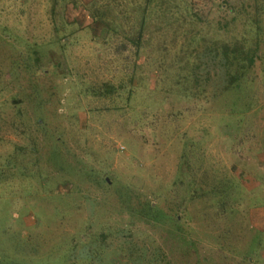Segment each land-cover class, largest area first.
Instances as JSON below:
<instances>
[{"label":"rangeland","instance_id":"1","mask_svg":"<svg viewBox=\"0 0 264 264\" xmlns=\"http://www.w3.org/2000/svg\"><path fill=\"white\" fill-rule=\"evenodd\" d=\"M121 1L0 0V264H264V15Z\"/></svg>","mask_w":264,"mask_h":264},{"label":"trees","instance_id":"2","mask_svg":"<svg viewBox=\"0 0 264 264\" xmlns=\"http://www.w3.org/2000/svg\"><path fill=\"white\" fill-rule=\"evenodd\" d=\"M117 2L120 3L122 1L112 0V3H117ZM134 3L135 2L133 1L132 5ZM145 3L146 4L143 10L146 11L150 8L152 1L145 0ZM252 6H253V14L246 18L247 21L246 25L252 33L253 31H255V33L253 34V43L251 45H247L243 41L241 42L237 40L232 44H224L221 47V52L216 55L217 60L219 61V64L222 67V71L226 76L225 79L223 80V83L225 82L224 88L226 90L238 91V89L241 87L242 80L246 81L248 79V76H250V73L255 67L257 59H260L259 57L261 56L263 57L260 49V43L262 41L263 32H261V27H260L261 23L259 22V18L262 15H264V0H252ZM101 7L103 8L104 6L101 5ZM241 10L246 15H248L247 7L243 6V4L241 5ZM125 14L126 11H124V15ZM97 19L98 21L101 20L99 19V17H97ZM141 39H142V33L139 32V36L138 38H136V43H135L136 54H138L140 50ZM213 49L215 51V48ZM107 91L108 90L106 88H101L99 93L101 92L105 93Z\"/></svg>","mask_w":264,"mask_h":264}]
</instances>
